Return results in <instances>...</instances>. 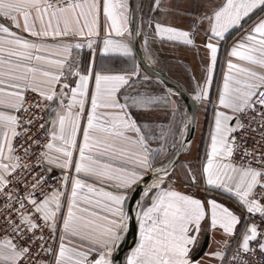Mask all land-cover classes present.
<instances>
[{"label": "snow or ice", "instance_id": "6c2138e0", "mask_svg": "<svg viewBox=\"0 0 264 264\" xmlns=\"http://www.w3.org/2000/svg\"><path fill=\"white\" fill-rule=\"evenodd\" d=\"M155 3L160 6V0ZM257 11L264 13V0H221L203 17L211 61L206 85L220 41L232 30L243 33L228 53L218 89L220 110L214 114L201 170L208 186L231 194L250 216L261 218L259 225H244L231 264H253L250 257L256 255L264 264V15L252 20ZM101 16L103 51L131 55L128 0H0V264H113V253L125 239L126 201L149 173L160 178L143 189L151 203L139 207V241L127 264H206L197 257L201 233L208 231H220L224 239L204 256L223 264L241 217L214 199L173 189L168 169L155 166L165 147L149 146L152 134L137 123L132 109L146 110L157 98L121 92L136 83L133 77L139 80V66L122 74L91 67L81 72L71 58L74 48L84 46L74 40L86 39L92 48L93 37L100 36ZM246 20L252 21L247 29ZM155 36L193 44L189 32L159 22ZM28 93L39 99L30 102ZM208 98V88L201 87L195 99ZM37 111L47 112L48 119ZM40 120L43 142L29 135ZM21 136L27 139L17 147ZM54 168L65 170L58 188L47 184ZM185 179L196 183L190 173ZM46 229L52 234L48 239L59 234L57 246L46 247ZM42 253L49 259H38Z\"/></svg>", "mask_w": 264, "mask_h": 264}, {"label": "crops", "instance_id": "0c3cea01", "mask_svg": "<svg viewBox=\"0 0 264 264\" xmlns=\"http://www.w3.org/2000/svg\"><path fill=\"white\" fill-rule=\"evenodd\" d=\"M220 3L221 0H160V6L157 7L155 0H140L138 44L142 56L149 63L157 66L168 76L181 83L194 99L201 87L206 86L208 88V99L204 101L195 99L198 105V116L192 143L187 152L168 171V174L174 181L172 184L173 189L184 194L193 195L201 200L214 199L241 217L242 222L237 226L235 240H228V245L232 248L235 243H240L239 234L244 231V225L251 224L245 219L243 215L244 209L239 206L235 197H232L231 194L223 192L221 189H217L214 186H208L205 182V178L201 175L202 167L206 163V152L210 150L209 132L214 125V114L215 111L220 110L218 105V89H221L223 86V75L227 71V63L230 59L228 53L235 41L243 34L242 32L232 30L229 34H226L225 40L220 41L217 61L212 67L211 83L206 85L205 81L208 77L207 69L209 68L211 61L210 50L204 46L209 42L206 35L208 21L203 17L205 13L210 15L212 7H215ZM128 5L130 16L128 30L131 35L126 34V39L130 42V47L132 49L131 55L124 56L119 53H105L103 51L104 46L100 37L105 35V31L103 27V16H101L100 36L93 37L94 43L92 48L87 46L86 39L74 40L72 41L73 44L79 42L84 46L80 49L74 48L71 53V58L77 61V68L81 72H84L91 67L94 71L101 72L102 74H122L126 71H131L134 66H139V80H137L136 77H133V80L136 81V83H134L132 87L125 86V88L121 89V92L135 94V92L138 91L157 98L153 105L146 110L132 109L133 118L139 125H146V131H150L152 134L149 146L152 149H158L162 145L165 147V152L160 154L154 162L156 166L175 153L174 152L171 155L169 154L171 149L170 142L176 139L179 135L177 129L180 128L181 123V130H183L181 137L183 142L187 130L189 109L187 102L176 90L165 85L158 77L149 74L139 63L134 54L131 42L132 0H128ZM257 15H264V13L257 11V14L252 16V20H255ZM157 22L166 27H173L181 31L189 32L190 38L193 39V44L186 45L180 41H169L166 37L164 39H161L158 36L154 37V26ZM251 22V20H246V22H244V28L247 29ZM13 30L18 31L16 29ZM146 37L147 44L145 43ZM211 42L216 43L215 40ZM46 43L52 44L55 43V41L48 40ZM64 82L67 83L68 81ZM93 86V84H90V90ZM119 99L123 102L122 95H119ZM171 105H174L176 108L175 115H173ZM53 107H55V105H53ZM88 109H90V101L86 105V111ZM84 124H86V117L82 121V126ZM53 171L58 173L62 179V174L65 170L54 168ZM189 173L195 175V184L190 183L188 179H185L186 175ZM72 174L74 175V172ZM146 175L147 174H145V176ZM159 178L160 177L155 176L147 185L153 184ZM86 182L93 183V180L89 179ZM164 186L166 185H162V187ZM96 187H100V185L97 184ZM70 189L71 186L69 185V193ZM107 190L111 191L112 189L108 188ZM131 194L125 204V209L128 213ZM149 196H151V193H149ZM63 203L64 207L62 211L66 213V200H64ZM150 203L151 200L143 196L142 190L134 205L137 221V236L133 244L125 251L122 258V264H127V257L131 254L132 249L139 241V207L140 205L146 207L150 205ZM129 219L125 222L126 228L124 235L129 228ZM206 223L207 222H205V224ZM206 239L207 243L202 251V248L199 250L197 258L203 257L206 264H221V261L218 259H212L209 262V258L205 257L204 253L216 249V242L224 239L223 233L220 231L202 232V247ZM73 243H75V241H73ZM58 244L59 234L56 235L55 246ZM229 252L230 251L226 252V256H228ZM115 253H113L112 260ZM225 261L226 260L223 261V264H225Z\"/></svg>", "mask_w": 264, "mask_h": 264}, {"label": "water", "instance_id": "95a60500", "mask_svg": "<svg viewBox=\"0 0 264 264\" xmlns=\"http://www.w3.org/2000/svg\"><path fill=\"white\" fill-rule=\"evenodd\" d=\"M139 18H140V0H132V47L134 54L136 55L141 66L151 75L158 77L165 85L176 90L187 102L189 114H188V123L185 138L178 148V150L164 162L156 165L157 168L163 167L167 168L168 171L179 161V159L187 152L189 149L196 129L197 116H198V105L193 96L189 91L179 82L168 76L166 73L161 71L157 66L149 63L141 54L138 44V28H139ZM155 176H152L150 173L144 176V183L136 186V190L132 192L128 210H129V228L125 234V239L123 240L120 248L114 254L113 264H122V258L125 251L133 244L137 236V221L135 215L134 205L142 192L145 185H147ZM207 243V239L201 249H204Z\"/></svg>", "mask_w": 264, "mask_h": 264}, {"label": "built area", "instance_id": "2783aa9c", "mask_svg": "<svg viewBox=\"0 0 264 264\" xmlns=\"http://www.w3.org/2000/svg\"><path fill=\"white\" fill-rule=\"evenodd\" d=\"M27 98H28V100H29L30 102H32V103H35V102L39 99V98H38L35 94H33V93H28V94H27ZM34 111H35V110H34ZM36 114H37L38 116H43V117L45 118V120L48 119V114H47V112H44V111H37ZM22 118L26 119L27 116L24 115ZM43 122H44L43 120L37 121V122H36V125L31 127V131H30V133H29V135H34L35 138L40 139L42 142L44 141V137H45V134H46V133H45V131H43V130H39V131H38V128H39V124H40V123H43ZM25 127H27V125H25ZM252 127H253V128H256V124L253 123ZM18 131L23 132V129H22V128H21V129H18ZM258 138H259V137L257 136V139H258ZM26 139H27V137H24V136L19 137V138L15 141L17 147H19L20 144L24 143V141H25ZM247 143H248V145L251 147V146L253 145V140H252V139H249V140L247 141ZM37 151H39V150L37 149ZM19 154H20V155H23V152L21 151ZM237 159H238V157H237ZM34 160H35V157L32 158V162H34ZM36 171L39 172L40 169L37 168ZM47 175H48V177H49L48 180H47V184H48L49 186H51V187H56V188H58L59 185H60V182H61L60 175H59L58 173H56L55 171H52L51 173H49V174H47ZM21 191H23L22 188H21ZM2 206H3V199H0V207H2ZM243 215H244L245 219H246L250 224H252V223H255V224H257V225L260 224V219H261V218H260V216H259L258 214H256V215H251V216H250L245 210H243ZM37 235H40V233H37ZM43 235H44L45 239L48 240V244L46 245V247H47V246H53V247H54V246H55V241H56V236H55V239H54V240H53V239H48L52 234H51L47 229L43 232ZM252 246L254 247L255 245L253 244ZM238 247H239V243H235V244L232 246L231 251L229 252V254H228V256H227V259H226V261H225V264H231L232 257L235 255V252H236V250H237ZM34 251H35V249H34ZM246 258H248V257H246ZM250 258H251L253 264H262V258H261L259 255L252 256V257H250ZM38 259L48 260V259H49V256H48L47 254H45V253H42L41 256H40Z\"/></svg>", "mask_w": 264, "mask_h": 264}, {"label": "rangeland", "instance_id": "374dc122", "mask_svg": "<svg viewBox=\"0 0 264 264\" xmlns=\"http://www.w3.org/2000/svg\"><path fill=\"white\" fill-rule=\"evenodd\" d=\"M182 127V123L180 124V128L181 129ZM179 135L177 136L176 139H174L172 142H170V146H171V149L169 151V154H173L174 152H176L178 150V148L181 146V142H182V135H181V132L178 131Z\"/></svg>", "mask_w": 264, "mask_h": 264}]
</instances>
